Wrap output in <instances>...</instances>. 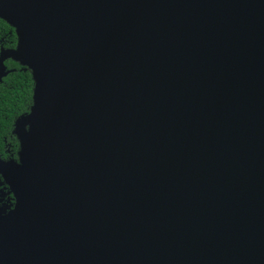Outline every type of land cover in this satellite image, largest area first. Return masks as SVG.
<instances>
[{"label": "water", "instance_id": "95a60500", "mask_svg": "<svg viewBox=\"0 0 264 264\" xmlns=\"http://www.w3.org/2000/svg\"><path fill=\"white\" fill-rule=\"evenodd\" d=\"M29 69L0 264H264V0H0Z\"/></svg>", "mask_w": 264, "mask_h": 264}, {"label": "trees", "instance_id": "16d2710c", "mask_svg": "<svg viewBox=\"0 0 264 264\" xmlns=\"http://www.w3.org/2000/svg\"><path fill=\"white\" fill-rule=\"evenodd\" d=\"M17 36L14 29L0 19V50L15 49ZM8 71L0 82V159L17 160L18 141L14 135L16 122L25 116L32 104L33 82L29 69L8 59ZM13 198L0 177V213L11 209Z\"/></svg>", "mask_w": 264, "mask_h": 264}]
</instances>
